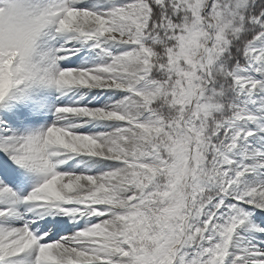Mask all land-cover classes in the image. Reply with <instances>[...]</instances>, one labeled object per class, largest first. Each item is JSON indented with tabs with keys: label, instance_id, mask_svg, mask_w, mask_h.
<instances>
[{
	"label": "snow or ice",
	"instance_id": "6c2138e0",
	"mask_svg": "<svg viewBox=\"0 0 264 264\" xmlns=\"http://www.w3.org/2000/svg\"><path fill=\"white\" fill-rule=\"evenodd\" d=\"M0 264H264V0H0Z\"/></svg>",
	"mask_w": 264,
	"mask_h": 264
}]
</instances>
